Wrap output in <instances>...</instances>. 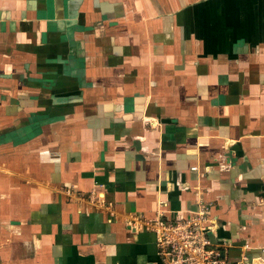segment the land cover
Here are the masks:
<instances>
[{
    "label": "crops",
    "instance_id": "crops-1",
    "mask_svg": "<svg viewBox=\"0 0 264 264\" xmlns=\"http://www.w3.org/2000/svg\"><path fill=\"white\" fill-rule=\"evenodd\" d=\"M199 202L264 264V0H0V264H160L126 221Z\"/></svg>",
    "mask_w": 264,
    "mask_h": 264
},
{
    "label": "built area",
    "instance_id": "built-area-1",
    "mask_svg": "<svg viewBox=\"0 0 264 264\" xmlns=\"http://www.w3.org/2000/svg\"><path fill=\"white\" fill-rule=\"evenodd\" d=\"M101 199V194L90 192L88 200L93 204H99ZM210 209L199 202L196 212L173 220L161 215L152 220L134 215L126 221V228L133 234L145 231L154 236L160 264H230L222 243L212 239L216 237L217 222ZM108 216L115 217L113 211ZM233 264L263 263L241 256Z\"/></svg>",
    "mask_w": 264,
    "mask_h": 264
}]
</instances>
